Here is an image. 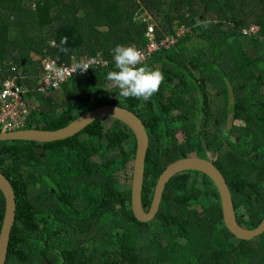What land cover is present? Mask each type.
<instances>
[{"label": "trees", "instance_id": "1", "mask_svg": "<svg viewBox=\"0 0 264 264\" xmlns=\"http://www.w3.org/2000/svg\"><path fill=\"white\" fill-rule=\"evenodd\" d=\"M142 11L158 21L159 42H175L145 62L159 65L164 80L139 107L140 100L107 87L106 75L114 70L116 45L145 49L148 24L136 18ZM170 19L185 28L182 37ZM249 24L258 27V37L240 34ZM61 37H67V54L58 50ZM194 37L204 45L190 56L185 45ZM46 55L58 66L89 58L108 65L90 69L86 78L74 76L46 98L36 90ZM12 67L30 75L24 81L30 110L25 129H61L103 105L126 108L141 119L149 141L145 211L166 166L189 156H214L237 224L252 230L263 219L264 0H0V75ZM226 85L234 105H227L228 98L223 104L207 101L204 87L226 93ZM236 119L244 124H232ZM103 120L64 140L0 142V172L16 202L5 264H264V234L250 240L232 235L216 186L200 171L174 174L155 217L137 221L130 179L125 184L119 174L134 160L135 136L120 121L110 119L112 126L105 127ZM3 215L0 192V227Z\"/></svg>", "mask_w": 264, "mask_h": 264}, {"label": "water", "instance_id": "2", "mask_svg": "<svg viewBox=\"0 0 264 264\" xmlns=\"http://www.w3.org/2000/svg\"><path fill=\"white\" fill-rule=\"evenodd\" d=\"M116 118L133 132L136 141L130 182V207L134 218L139 222H149L159 211L163 190L168 180L176 173L187 170L200 171L210 177L220 198L223 222L227 230L240 240H250L264 234V218L252 230L242 229L236 222L232 197L224 177L209 159L189 156L170 163L158 176L150 207L142 206L141 192L144 179L145 157L149 145L148 135L141 119L132 111L116 105L98 106L57 130L23 129L14 132H0L2 141H28L49 143L70 138L98 119ZM0 192L4 199V215L0 227V264H5L10 233L15 219V195L8 179L0 172Z\"/></svg>", "mask_w": 264, "mask_h": 264}, {"label": "built area", "instance_id": "3", "mask_svg": "<svg viewBox=\"0 0 264 264\" xmlns=\"http://www.w3.org/2000/svg\"><path fill=\"white\" fill-rule=\"evenodd\" d=\"M254 27L242 30V34H254ZM146 47L143 50L145 62L152 59L153 55L161 50L167 51L175 42L173 38L166 37L161 42L154 38L151 27L145 34ZM97 63L92 65L86 72L76 70L77 63L58 66L46 55L40 59V84L36 88L38 92L49 98L50 93L59 90L65 83L74 76L86 78L90 69L106 68L108 63L102 59H95ZM30 80V75L20 68L12 67L8 75H0V132H14L25 129L26 122L30 117V110L27 105L25 94L28 87L24 81ZM31 103V101L29 102Z\"/></svg>", "mask_w": 264, "mask_h": 264}, {"label": "clouds", "instance_id": "4", "mask_svg": "<svg viewBox=\"0 0 264 264\" xmlns=\"http://www.w3.org/2000/svg\"><path fill=\"white\" fill-rule=\"evenodd\" d=\"M149 27L152 28L154 34V28L147 25L144 38ZM249 27H254L256 29L254 34L249 33L243 35L241 33L242 30H246ZM257 33L258 27L253 24H249L240 29V34L242 36H253L256 38L258 37ZM154 38L156 39L155 34ZM156 41L158 40L156 39ZM66 44L67 37H61L60 44L57 46L58 50L65 54L69 52V49L65 47ZM111 53L114 62V70L107 73L106 80L110 82V87L119 90L118 95L120 97L125 99L132 97L137 100L148 101L159 91L160 85L164 80L163 73L158 68L154 69L145 63L143 52L133 45L118 44L111 50ZM95 63H97V61L94 58H89L86 61L82 60L77 63L76 70L79 69L86 72L89 68H92V65ZM140 106L143 105L141 104Z\"/></svg>", "mask_w": 264, "mask_h": 264}, {"label": "rangeland", "instance_id": "5", "mask_svg": "<svg viewBox=\"0 0 264 264\" xmlns=\"http://www.w3.org/2000/svg\"><path fill=\"white\" fill-rule=\"evenodd\" d=\"M136 18L138 20L146 21L147 24H148V26H152L153 28L154 27H158V28L161 29V27H159L158 21L152 19L145 11H142V12L138 13V15H137ZM169 23L171 24L173 30H175L176 35H178L177 37L178 38L182 37V35L186 31L185 28H183L182 26H177V21L176 20L170 19L169 20ZM203 45L204 44L202 43V40L194 37L192 40H190V41H188L186 43L185 47L188 50L190 56H195L196 55V50L198 48L202 47ZM33 58L36 59L37 57L36 56H33ZM182 65H184V63L181 61L179 63V67L182 68ZM159 67H160L159 65H156L154 67V69L155 68H158L159 69ZM109 85H110V82L107 85V87H110ZM225 87H226V90H227L226 93L225 92H222V91H219L217 87H209V86L204 87V89H205L204 91L206 93V97L208 98L207 101H209V102L211 101V102H214V103H217V104H223L225 102V98H228L227 105L228 106L234 105L235 104V101L233 100V92H232V89L228 85H226ZM170 99L168 97V99L166 98L164 100H166V101L169 102ZM141 104L142 105H145L146 104V101L140 100L139 107H142V106H140ZM35 107H37V104L35 105ZM230 116H229V119L231 120V117ZM110 119L118 120L116 118H105L103 120V124L105 125V127H111L112 126V121H110ZM118 121H120L121 123L125 124L121 120H118ZM232 124H234V125H241L242 124L243 125L244 122L239 121V120L236 119V120H234L232 122ZM175 139H176V141L178 143H182V141H183V133L180 132V131H177L175 133ZM39 154L41 155L42 153L39 152ZM214 159H215V157L214 156H211V160H214ZM132 163H133V161L132 162H129L128 165L125 166L124 169L119 173L120 174V177L122 179L121 182H124L123 180L125 179L126 180L125 184H127L128 183V179H130L129 180V185H130V182H131ZM148 195H150V193ZM86 241H87V239L85 238V239L80 240L79 242L83 243V242H86Z\"/></svg>", "mask_w": 264, "mask_h": 264}]
</instances>
